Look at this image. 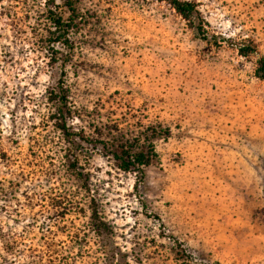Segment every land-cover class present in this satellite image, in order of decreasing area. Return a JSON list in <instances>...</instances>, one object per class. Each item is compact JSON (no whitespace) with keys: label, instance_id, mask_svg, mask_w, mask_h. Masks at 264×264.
Here are the masks:
<instances>
[{"label":"rangeland","instance_id":"374dc122","mask_svg":"<svg viewBox=\"0 0 264 264\" xmlns=\"http://www.w3.org/2000/svg\"><path fill=\"white\" fill-rule=\"evenodd\" d=\"M190 1L209 41L165 1L79 0L67 47L45 35L69 18L65 0H0V208L34 204L0 209V230L19 235L13 255L0 239V264H34L32 250L41 264H106L110 245L122 264H264V81L258 55L237 50L264 55V0ZM59 87L75 149L53 117ZM147 126L166 131L141 182L106 146L140 144ZM59 193L65 207L48 212Z\"/></svg>","mask_w":264,"mask_h":264},{"label":"trees","instance_id":"16d2710c","mask_svg":"<svg viewBox=\"0 0 264 264\" xmlns=\"http://www.w3.org/2000/svg\"><path fill=\"white\" fill-rule=\"evenodd\" d=\"M53 1V0H52ZM79 0H65V5L70 13L68 15V19H64L62 16H55L51 17V27L53 30H49L47 37L52 35L54 37L53 40H48L50 42L60 41L62 44L66 45L67 47L71 46V42L69 40L68 34L71 29L75 28L74 17L76 13L75 4ZM158 1H165L168 3L175 12L180 15L184 20L188 22L193 33L203 39L208 40L209 38L206 36L203 28L204 19L201 16L199 10L196 8V4L190 0H158ZM238 53L243 56H247L250 54H257L258 57L256 59V66L254 69V74L257 78L264 81V55H259L256 47L250 41H245L244 44L238 46L237 48ZM53 103L55 105V115L53 116L57 121L58 129L63 134L66 141H69V146L72 149L76 147V134L72 132L71 128L67 126V118L70 117V108L67 105V96L65 91L59 87L56 89L55 97L53 98ZM166 129L160 128V126H147L145 129L144 136L142 137L145 139L140 144L132 145L129 144V140L125 141H118L113 139V134L109 136L108 139H112L111 143H109L108 150L109 155L112 156V159L115 162V165L119 170L124 172H135L136 175L139 176V181H144L146 177V168L151 164V162L156 157V152L153 146V139L159 137L162 133H165ZM78 139V138H77ZM74 168L75 165L72 164ZM76 178L80 181L81 187L83 189L89 191V187L87 183H89V178L86 174L82 172H76ZM16 186H10V191L14 190ZM137 187V186H136ZM41 199L43 194L38 193ZM26 200L23 198H17L14 204H10L12 200L8 198L4 200L1 210L5 213H14L18 217H25L26 216V209L34 207L32 202L33 197L30 195H25ZM23 199V200H22ZM68 201V197L66 194H53V196H49V200L46 203V209L48 212L57 213L65 207L66 202ZM15 205V206H12ZM90 209V222L92 223V227L95 232L100 233L102 236V241L104 244L110 245L112 243V230L105 220L104 216L101 214L100 209L98 208V204L94 198H91V202L89 204ZM12 210V211H11ZM19 235L12 231H2L0 230V239L3 242L4 250L7 255H13V248L16 244ZM115 248L110 245L109 252L111 255L107 258L106 264H122L123 254L122 252L114 250ZM37 252V253H36ZM30 251V259L31 262L34 264H41L43 257H41V253L39 251ZM115 252L119 253V257L114 262V254ZM39 253V254H38Z\"/></svg>","mask_w":264,"mask_h":264}]
</instances>
